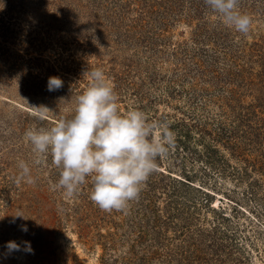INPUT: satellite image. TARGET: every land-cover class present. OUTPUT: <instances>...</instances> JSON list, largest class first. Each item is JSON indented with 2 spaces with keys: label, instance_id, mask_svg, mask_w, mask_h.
<instances>
[{
  "label": "trees",
  "instance_id": "obj_1",
  "mask_svg": "<svg viewBox=\"0 0 264 264\" xmlns=\"http://www.w3.org/2000/svg\"><path fill=\"white\" fill-rule=\"evenodd\" d=\"M19 1L16 14H25V4L48 10L46 34L55 27L83 47L80 56L64 55L63 47L53 50L57 75L51 77L63 81L60 89L74 83L69 75L87 81L86 73L95 69L82 64L102 37L116 55L119 68L110 76L118 98L127 96L131 110L175 134L168 154L179 162L181 178L172 177L167 166L168 173L156 170L131 202L126 220L105 234L92 233L89 241L101 247L100 264H249L237 247L242 240L225 225L224 208L212 206L215 195L204 188L216 190L226 177L247 179V195L254 197L264 186V50L233 49L225 37L208 33L204 0ZM15 8L0 0L1 32L17 21L11 18ZM180 19L196 20L195 34L172 45L166 34ZM131 48L133 54L120 61ZM161 103L172 113L153 110ZM195 162L202 168L195 170ZM78 232L84 239L90 233Z\"/></svg>",
  "mask_w": 264,
  "mask_h": 264
},
{
  "label": "rangeland",
  "instance_id": "obj_2",
  "mask_svg": "<svg viewBox=\"0 0 264 264\" xmlns=\"http://www.w3.org/2000/svg\"><path fill=\"white\" fill-rule=\"evenodd\" d=\"M8 1L16 6L11 18L17 21H12L13 26L5 24L7 31H0V264H100L101 247L96 241H89L92 233L112 231L115 224L130 216L129 209L119 212L100 210L90 200V181L72 198L54 190L59 170L51 157L33 167L34 184L18 181V162L30 161L32 156L24 132L29 128H50L59 119L70 116L76 97L90 83L88 76L87 81L77 82L74 75H69L74 83L65 82L69 85L65 90L49 91L48 79L52 74L57 75L53 67V50L59 52L58 48L63 47L64 55L80 56L83 47L79 48L68 34L56 31L55 27L46 34L50 21L48 10L25 4V14H16L20 11L17 7L20 1ZM240 10L252 17L248 35L224 25L210 10L203 19L208 33L214 31L225 37L233 49L245 46L247 52L252 49L250 54L264 50V0H240ZM196 26V20L188 23L180 19L166 36L172 45L184 42L195 34ZM95 40H99L93 44L95 52L82 67L101 70L107 82L114 86L110 75L112 69L119 68L113 59L116 55L102 37ZM133 52L132 48L126 51L125 57L120 53L122 57L118 59H127ZM118 104L122 114L132 108V101L127 96L118 99ZM42 107L51 112H45ZM153 110L172 113L162 103L155 105ZM160 129L156 128V136L160 135ZM162 164L157 170L170 171L172 177L181 178L176 171L179 162L175 157L168 154ZM184 164L191 168L190 161L185 160ZM198 168L202 166L195 162L194 169ZM198 182L196 179L195 185L198 186ZM218 183L216 190L204 188L215 195L212 206L224 208L223 215L228 218L225 225L236 232V240H242L237 247L249 264H264V186L258 188L254 197H249L247 179L237 181L226 177ZM219 198H223L221 203ZM212 215L207 214V217ZM25 227L27 231L23 230ZM81 228L90 231L85 239L79 238ZM9 241H14L20 249L9 251ZM28 245L31 251L26 250Z\"/></svg>",
  "mask_w": 264,
  "mask_h": 264
},
{
  "label": "clouds",
  "instance_id": "obj_3",
  "mask_svg": "<svg viewBox=\"0 0 264 264\" xmlns=\"http://www.w3.org/2000/svg\"><path fill=\"white\" fill-rule=\"evenodd\" d=\"M204 4L224 25L245 36L249 34L252 17L240 10V0H204ZM86 75L90 83L76 97L70 116L50 128H29L24 132L32 156L30 161L18 162V181L34 184L33 167L51 157L59 170L54 190L72 198L90 181V200L100 210L125 211L139 199L145 182L157 170V161L174 148L175 134L166 125L148 122L140 110L122 114L119 98L104 73L93 70ZM61 87L59 77H49V91ZM158 127L163 130L156 136ZM23 230L27 231L26 227ZM7 248L19 250L20 246L9 241ZM26 250L31 251L30 245Z\"/></svg>",
  "mask_w": 264,
  "mask_h": 264
}]
</instances>
